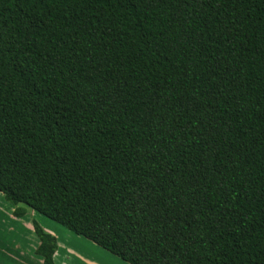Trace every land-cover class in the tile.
I'll return each instance as SVG.
<instances>
[{"label":"trees","instance_id":"trees-1","mask_svg":"<svg viewBox=\"0 0 264 264\" xmlns=\"http://www.w3.org/2000/svg\"><path fill=\"white\" fill-rule=\"evenodd\" d=\"M0 192L130 264H264V0H0Z\"/></svg>","mask_w":264,"mask_h":264},{"label":"crops","instance_id":"crops-1","mask_svg":"<svg viewBox=\"0 0 264 264\" xmlns=\"http://www.w3.org/2000/svg\"><path fill=\"white\" fill-rule=\"evenodd\" d=\"M20 206L26 207L27 211L18 217L15 210ZM42 216L25 205H13L0 192V264H44L43 257L38 254L41 241L35 224L56 238L55 264H130L93 241Z\"/></svg>","mask_w":264,"mask_h":264},{"label":"rangeland","instance_id":"rangeland-1","mask_svg":"<svg viewBox=\"0 0 264 264\" xmlns=\"http://www.w3.org/2000/svg\"><path fill=\"white\" fill-rule=\"evenodd\" d=\"M36 212V211H35ZM38 213V212H37ZM38 214H40V213H38ZM40 215H42V214H40ZM44 219H48V220H50V221H53V220H51V219H49V218H47V217H45L44 215L42 216ZM57 223V222H56Z\"/></svg>","mask_w":264,"mask_h":264}]
</instances>
